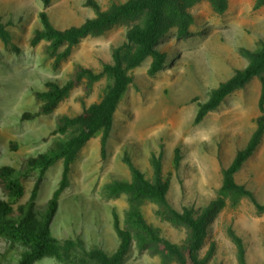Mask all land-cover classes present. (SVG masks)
<instances>
[{
	"label": "rangeland",
	"instance_id": "374dc122",
	"mask_svg": "<svg viewBox=\"0 0 264 264\" xmlns=\"http://www.w3.org/2000/svg\"><path fill=\"white\" fill-rule=\"evenodd\" d=\"M105 7L113 0H99ZM124 1V0H118ZM46 11L54 25L66 28L80 25L96 15L85 0H0V19L9 23L12 43L0 39V166L20 168L25 157L46 151L65 137L55 133L59 118L75 116L100 98L107 78L90 83L84 80L54 112L32 120H22L25 111H35L39 102L34 89L44 87L46 78L62 83L78 64L96 71L112 61V50L124 39L128 25L118 22L99 35H88L74 45L71 54L57 67L55 57L46 52L47 42L31 45L41 27L40 12ZM191 12V33L178 37L172 30L160 46L168 53L165 67L149 73L152 57L131 71L133 82L115 114L114 126L102 154L98 133L79 151L72 163L70 184L60 197L54 223L58 236L69 229L82 234L88 246H100L113 254L120 238L114 228L113 209L125 223L129 207L127 196H112L106 185L114 180H131L132 172L123 157L129 154L149 179L155 176L153 152L162 156V177L169 182L168 197L174 205L199 208L217 200L223 182V167H228L237 151L246 147L261 115L258 106L262 80L255 76L200 122L195 123L199 103L211 90L247 64L241 46L256 48L264 36V6L255 8V0H228L224 12H217L210 1L196 3ZM66 45L62 46V52ZM264 76V73H263ZM16 142L13 148L11 142ZM177 150L180 162H175ZM63 160H58L44 175L37 202L45 204L59 186ZM38 177L33 172L24 179L26 195L31 196ZM236 180L254 190L264 201V136L252 156L236 174ZM0 197L5 194L0 186ZM224 206L212 213L206 240L200 250L204 264H240L233 229L242 238L249 264H264V212L258 211L248 197H226ZM157 205L147 201L145 217L160 228L166 238L183 243L187 228L160 217ZM67 222V223H65ZM21 247L0 238V258L16 261ZM34 264H64L55 257ZM120 264H162V255L141 250L134 243Z\"/></svg>",
	"mask_w": 264,
	"mask_h": 264
},
{
	"label": "trees",
	"instance_id": "16d2710c",
	"mask_svg": "<svg viewBox=\"0 0 264 264\" xmlns=\"http://www.w3.org/2000/svg\"><path fill=\"white\" fill-rule=\"evenodd\" d=\"M202 0H113L105 7L99 0H85L96 15L87 18L82 24H72L66 28L54 25L46 11L40 12L41 27H38L31 45L47 42L46 52L55 57L57 67L71 54L72 47L88 35H99L118 22L128 27L124 41L113 48L112 61L103 63L99 71L78 64L71 77L62 83L55 78H46L44 87H36L34 95L39 102L35 111H25L22 120H32L55 111L59 104L84 80L90 83L107 78V85L100 98L88 105L75 116L62 115L55 133L65 135L55 141L48 150L24 158L20 168L11 165L0 166V186L5 197H0V238L11 246L21 247L16 261L8 263L3 255L0 264H34L46 258L55 257L64 264H120L132 245L141 249L160 252L162 264H204L200 250L206 240L212 213L222 208L226 197L239 200L248 197L258 211L264 212V201H260L251 188L236 180V174L257 149L264 136V36L260 37L256 48L241 46L240 53L247 64L233 75L221 81L213 88L209 97L199 103L194 122L200 123L207 114L216 109L225 98L237 89L244 87L253 77L260 76L262 91L258 106L261 115L256 120V128L246 147L240 148L228 167H223V182L220 196L208 205L195 208L185 206L177 208L169 199V182L162 177V156L153 152L152 163L155 176L149 179L139 165L126 154L123 159L132 172L131 180H114L106 185L109 195H126L129 207L126 210L125 223L116 209H113L114 228L120 243L113 254L100 246H88L82 234L69 229L58 236L54 228L60 207V197L70 184L72 163L79 151L90 139L102 133V154L114 126L118 106L133 82L131 71L147 58L152 57L149 73L162 70L168 62V53L160 42L172 31L178 37L191 33L194 17L191 8ZM217 12H224L228 0H208ZM48 5L51 0H43ZM264 6V0H255V8ZM9 23L0 19V39L6 44L12 43ZM66 48L59 52L62 46ZM16 148V142H11ZM63 160V172L59 186L53 196L45 203L37 202L40 183L58 160ZM175 162H180L177 150ZM38 177L31 196L26 202H20L26 195L24 179L33 172ZM157 205L156 213L178 226L187 228V238L183 243L174 242L162 235L160 228L152 224L144 215L143 206L147 201ZM67 223V222H65ZM232 237L238 247L240 264H249L246 258L245 244L241 237L231 229Z\"/></svg>",
	"mask_w": 264,
	"mask_h": 264
}]
</instances>
